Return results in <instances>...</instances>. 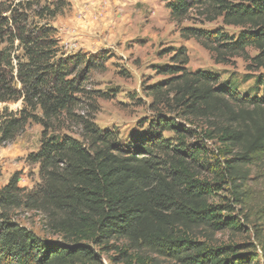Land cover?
<instances>
[{
	"label": "trees",
	"instance_id": "trees-1",
	"mask_svg": "<svg viewBox=\"0 0 264 264\" xmlns=\"http://www.w3.org/2000/svg\"><path fill=\"white\" fill-rule=\"evenodd\" d=\"M48 2L0 1V103H21L0 114V142L42 128L25 160L38 183L19 187L14 174L0 187V264H103L95 248L116 251L113 263L147 264L128 254L137 249L174 264H264V196L255 202L247 186L264 178V0H162L182 40L216 65L242 60L245 73L192 72L186 49L171 50L162 79L141 88L151 118L124 144L93 121L105 96L88 88L90 73L104 58L63 53L50 21L67 3ZM19 211L37 213L44 233L22 226ZM242 220L254 243L213 241L246 231ZM201 231L205 240L191 238Z\"/></svg>",
	"mask_w": 264,
	"mask_h": 264
},
{
	"label": "rangeland",
	"instance_id": "rangeland-1",
	"mask_svg": "<svg viewBox=\"0 0 264 264\" xmlns=\"http://www.w3.org/2000/svg\"><path fill=\"white\" fill-rule=\"evenodd\" d=\"M65 1L66 8L50 21L51 27L55 30V38L61 51L67 55L81 54L92 57L100 55L104 58V69L90 73L88 88L99 91L105 96L95 100L98 111L94 114L93 121L101 129L118 131L122 144L139 123L151 118V112L147 108L150 100L143 95L141 88L143 85H150L162 79L156 74V68L169 63L171 50L180 47L186 49L189 71L217 73L222 80L228 77L240 80L244 76L245 65L242 60L236 59L234 64L229 66L216 65L210 54L194 40H182L176 26L169 19L162 0ZM44 3L49 2L41 0V5ZM183 26L191 27L193 22H185ZM219 26H221L220 22L196 25L204 29H214ZM224 30L229 34L238 33V30L233 28H224ZM249 54L253 56L255 52L250 50ZM247 85L239 91H245ZM20 108V102L0 103V114H4V110L9 114ZM41 132L42 128L39 125L29 123L24 132L16 136L13 141L0 142V187L4 186L14 174L19 177V187L31 189L38 183L37 166L27 164L25 160L27 156L38 150ZM77 132V129H73L70 135L77 138ZM214 146L209 147L212 149ZM247 186L257 199L255 202L264 196V178L252 175ZM220 197H228L226 189L218 193V197L214 200L219 201ZM238 210L237 207L236 214ZM16 216L22 226L39 235L44 233L37 213L19 211ZM242 224L246 231L241 234L231 235L228 232L216 234L213 241L254 243L251 225L244 222ZM191 238L205 240L202 231L194 232ZM110 245L124 248L123 243ZM95 250L103 264H125L111 261V258H117V252L112 249L95 248ZM128 254L131 258L146 259L147 264H174L144 250L134 249ZM131 264L136 263L132 261Z\"/></svg>",
	"mask_w": 264,
	"mask_h": 264
}]
</instances>
